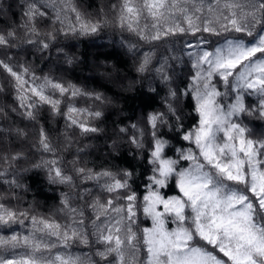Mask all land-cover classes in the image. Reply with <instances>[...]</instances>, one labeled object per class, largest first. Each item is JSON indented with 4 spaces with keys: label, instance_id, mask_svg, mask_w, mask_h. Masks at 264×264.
Listing matches in <instances>:
<instances>
[{
    "label": "snow or ice",
    "instance_id": "obj_1",
    "mask_svg": "<svg viewBox=\"0 0 264 264\" xmlns=\"http://www.w3.org/2000/svg\"><path fill=\"white\" fill-rule=\"evenodd\" d=\"M10 8L0 4V17ZM22 8L23 22L0 31V48L41 59H51L54 50L72 65L76 58L64 51L72 45L60 38L97 35L103 27L101 20L84 19L68 0H26ZM111 8L116 27L136 38L121 41L129 53L139 54L136 72L156 81L144 95L165 92L163 110L147 114V130L132 123L133 134L127 135L128 127H118L117 139L107 145L116 157L123 143L131 145L144 171L131 162L117 171L79 166L93 147L87 143L77 146L67 170L62 152L74 143L70 133L95 139L104 131L93 123L104 112L76 101L112 105L113 100L51 75L37 76L27 62L13 66L0 59L16 102L11 113L38 123L47 106L65 120L62 147L39 127L30 147L41 158L28 167H19L28 162L25 150L12 148L27 132L0 124V185L7 186L0 192V229L31 225L24 235H0V247L25 249L0 256V264H264V133L254 136L245 123H264V0H120ZM67 12L75 13L76 23L64 27ZM40 20L50 21L51 30L41 33ZM177 35L195 37L182 43L180 55L168 46ZM141 44L150 47L141 51ZM6 59L13 60L10 52ZM178 64L189 68L186 76L176 75ZM121 88L132 90V84ZM252 96L257 99L249 105L246 97ZM188 107L187 115L196 119L186 127ZM10 119L9 109L0 106V120ZM28 172H43L48 184L69 189L60 194L58 209L65 223L4 202L28 190L20 181ZM74 244L94 247L98 259L72 255L68 249Z\"/></svg>",
    "mask_w": 264,
    "mask_h": 264
},
{
    "label": "trees",
    "instance_id": "obj_2",
    "mask_svg": "<svg viewBox=\"0 0 264 264\" xmlns=\"http://www.w3.org/2000/svg\"><path fill=\"white\" fill-rule=\"evenodd\" d=\"M69 6H75L81 16L86 20L95 22L101 20L103 27L102 30L93 36H77L69 39L60 38V43L63 45H72V47H65L64 51L75 58L81 57L82 63H73L68 65L64 62L63 57H58L56 52L52 51L51 59L47 57L41 59L39 54L35 56H27L19 49H3L0 48V59H5L6 62L16 66L19 63H25L31 65L32 70L36 72L37 76L51 75L56 79L63 80L64 82L74 83L88 91H95L103 93L113 100V105H101L98 102L94 103L91 100L79 99L76 101V106L81 108L97 107L104 112V118L101 121H93L97 126L104 129L103 133L95 139H85L79 136L78 131L70 133L73 136L74 143L70 150L63 151L62 155L65 160V168L70 170V165L67 161L74 158V149L79 144H91L93 147L88 151L86 155H82L81 164L79 166H85L93 168L99 171L103 168H111L113 171H117L122 168L129 167V162L136 165L137 170L143 172L144 166L139 159H133L135 150L131 145L123 143L121 147V155L116 157L109 155L107 145L112 142L113 139H117V128L128 127L129 131L127 135H132L133 130L130 128L132 123L138 124L141 128L146 127L147 114L153 111L163 110L162 98L165 95L164 91H161L160 95L148 93V85L153 87L156 81L152 79L150 74H139L136 72V66L139 62L138 53L133 55L129 53L125 47L122 46L121 41H129L136 43L135 36L128 32H121L116 27V13L112 11L111 6L113 4L119 5L120 0H68ZM0 4H4L5 7L11 5L7 15L0 17V31H4L9 26H14L23 22L22 20V5L26 4V0H0ZM103 9V12L100 10ZM75 13L67 12V19L65 20L64 27H68L71 24H75ZM59 26V25H58ZM37 27L41 33H45L51 30L50 21L40 20L37 22ZM18 35L23 36V32H18ZM239 35V34H236ZM217 39L215 37L211 38ZM245 39H251L245 37ZM194 41L195 37L190 35L182 36L177 35L170 38L168 46L175 48L176 54L180 55V48L184 41ZM172 42H175L172 44ZM149 45L141 44V51H147ZM80 48V50H78ZM34 51V49H32ZM163 51V46L157 48V56ZM10 52L13 56V60L7 61L6 53ZM19 53V54H18ZM187 58L185 57V60ZM93 60L99 65H103L102 68L106 69L108 73H113L112 77L106 79L99 75L90 74V61ZM16 70H19L17 67ZM189 68L185 65H176V75L184 77L188 74ZM10 77L6 72L0 69V85H3V92H0V106H4L9 109L10 120H0V124L4 126H13L23 128L27 132V138L25 140H16L12 144L13 150H19L23 148L28 155V162H21L19 167H28L31 162L38 161L41 158V154L31 149V144L35 143L38 139V129L42 125L49 132V135L53 138V142L59 141L58 146L62 147L64 144V138L60 133L64 129L65 120L63 116H54L44 106L39 113L40 119L38 123H30L23 120L19 115L10 112L11 107L16 106V102L13 99V89L9 83ZM135 81L136 83H133ZM128 84H132V90H123L121 85L127 87ZM119 85L120 87H118ZM163 87V85H161ZM149 96L151 98H149ZM256 97H246V103L251 105L256 102ZM62 110L64 105L61 106ZM186 118L184 120L185 126H191L195 123V115H187L191 113V108L185 109ZM245 123L252 129L254 136H259L264 133V123L246 119ZM120 138L126 141L127 136L120 134ZM147 139V137L145 138ZM175 143V141H173ZM97 146V147H96ZM137 156L138 153H135ZM44 158H50L48 154H43ZM147 173H145L146 175ZM22 184L26 186L28 190H18L20 199L4 201L8 203L10 207L18 208L21 210H27L33 215L44 216L59 221L60 223L66 222V217L61 214L58 209L60 207V194L62 192H68L69 189L64 185H50L44 178V173L35 172L24 173L20 177ZM141 181H137L140 183ZM83 187H91V185H84ZM7 190L6 185H0V192ZM142 191V189H139ZM174 190H169L168 194H173ZM144 224L141 223L140 227ZM31 230V225L26 221L23 226H13L12 229H0V235L7 237L12 231L18 232L21 235L27 234ZM24 248L12 249L9 247H0V256H10L16 252H24ZM68 251L72 255H79L82 259L87 260V257L92 256L93 259H98L92 254L95 252V248H86L83 245L74 244Z\"/></svg>",
    "mask_w": 264,
    "mask_h": 264
},
{
    "label": "rangeland",
    "instance_id": "obj_3",
    "mask_svg": "<svg viewBox=\"0 0 264 264\" xmlns=\"http://www.w3.org/2000/svg\"><path fill=\"white\" fill-rule=\"evenodd\" d=\"M78 50H80V48H78ZM77 62H79V64H81L82 63V58L81 57H77L74 63H77ZM102 67H103V65L101 66V65L95 63V61L91 60L90 61V66H89V69H90L89 70L90 71L89 75L96 74V75H99L100 77H103V78L105 77L106 79H108L109 77H112L113 73H108L107 70L102 68ZM109 74H111V76H109ZM117 86L120 87L119 85H117ZM112 105L114 106V103ZM73 149H74V153H76V148H73Z\"/></svg>",
    "mask_w": 264,
    "mask_h": 264
}]
</instances>
